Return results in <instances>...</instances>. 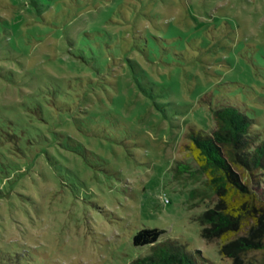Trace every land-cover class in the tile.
Here are the masks:
<instances>
[{"label":"rangeland","instance_id":"374dc122","mask_svg":"<svg viewBox=\"0 0 264 264\" xmlns=\"http://www.w3.org/2000/svg\"><path fill=\"white\" fill-rule=\"evenodd\" d=\"M33 1L0 0V259L129 264L157 228L230 264L202 237L217 197L188 135L220 105L264 132V0Z\"/></svg>","mask_w":264,"mask_h":264},{"label":"trees","instance_id":"16d2710c","mask_svg":"<svg viewBox=\"0 0 264 264\" xmlns=\"http://www.w3.org/2000/svg\"><path fill=\"white\" fill-rule=\"evenodd\" d=\"M33 2L31 5L38 10L47 0ZM101 31L95 29L78 39L85 58L102 56L97 41L105 40L106 35L91 40V35H100ZM111 49L108 45V52ZM124 62L137 72L134 69L138 63L129 58ZM213 119L216 129L211 135L205 131L188 135L191 156L217 197L214 206L198 218L202 237L217 242L219 254L230 264H264V132L253 125L252 115L233 105H220L213 111ZM164 234L157 228L138 231L134 246L150 250L129 264H198L179 241H160ZM19 263L17 258L0 259V264Z\"/></svg>","mask_w":264,"mask_h":264}]
</instances>
